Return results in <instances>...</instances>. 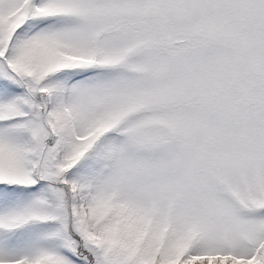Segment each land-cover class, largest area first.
<instances>
[{"label": "snow or ice", "instance_id": "6c2138e0", "mask_svg": "<svg viewBox=\"0 0 264 264\" xmlns=\"http://www.w3.org/2000/svg\"><path fill=\"white\" fill-rule=\"evenodd\" d=\"M0 264H264V0H0Z\"/></svg>", "mask_w": 264, "mask_h": 264}]
</instances>
